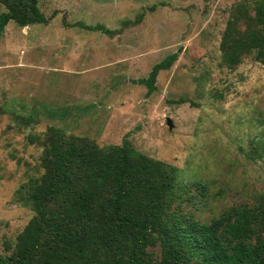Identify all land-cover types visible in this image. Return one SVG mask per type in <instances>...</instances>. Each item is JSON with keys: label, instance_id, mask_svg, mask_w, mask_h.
<instances>
[{"label": "rangeland", "instance_id": "rangeland-1", "mask_svg": "<svg viewBox=\"0 0 264 264\" xmlns=\"http://www.w3.org/2000/svg\"><path fill=\"white\" fill-rule=\"evenodd\" d=\"M241 1L39 0L47 23L7 24L0 36V253L11 251L34 215L25 186L43 172V148L31 136L53 125L100 146L127 139L178 166L181 182L206 185L204 198L196 193L182 204L202 221L264 197V64L251 54L231 68L220 49ZM141 13L140 22L126 23ZM174 52L178 59L148 93L138 80ZM148 248L159 257L158 246Z\"/></svg>", "mask_w": 264, "mask_h": 264}, {"label": "trees", "instance_id": "trees-1", "mask_svg": "<svg viewBox=\"0 0 264 264\" xmlns=\"http://www.w3.org/2000/svg\"><path fill=\"white\" fill-rule=\"evenodd\" d=\"M0 3V36L11 21L20 27L49 21L39 0ZM74 24L115 34L102 24ZM220 49L231 68L251 54L264 64V0L233 8ZM178 56L167 55L138 80L148 93ZM31 142L43 148V172L25 186L34 215L11 251L0 253V264H264V197L206 222L182 207L196 193L204 198L206 185L181 182L178 166L138 151L127 139L100 146L53 125ZM261 144L264 155V139ZM149 246H158L159 257Z\"/></svg>", "mask_w": 264, "mask_h": 264}, {"label": "water", "instance_id": "water-1", "mask_svg": "<svg viewBox=\"0 0 264 264\" xmlns=\"http://www.w3.org/2000/svg\"><path fill=\"white\" fill-rule=\"evenodd\" d=\"M168 125H169L170 128L173 127V122H172V120L170 118H168Z\"/></svg>", "mask_w": 264, "mask_h": 264}]
</instances>
